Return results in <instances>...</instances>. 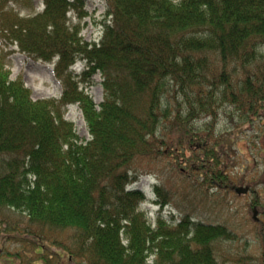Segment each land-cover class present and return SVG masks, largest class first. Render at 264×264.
I'll list each match as a JSON object with an SVG mask.
<instances>
[{
  "label": "trees",
  "instance_id": "16d2710c",
  "mask_svg": "<svg viewBox=\"0 0 264 264\" xmlns=\"http://www.w3.org/2000/svg\"><path fill=\"white\" fill-rule=\"evenodd\" d=\"M40 1L42 10L21 15V0H0V258L54 264L67 251L66 264H146L151 254L152 264H200L204 237L227 238L228 230L187 215L172 226L157 214L152 227L139 207L143 194L125 185L139 174L134 164L159 159L205 169L199 186L213 176L224 181L220 140L205 137L224 102L238 112L236 127L264 108V0H105L97 43L84 41L71 20L86 14V0ZM15 52L45 63L57 57L58 98L32 100L20 78H9ZM79 59L86 69L78 77L68 65ZM96 73L98 106L81 87ZM73 104L89 140L65 118ZM187 146L190 156L181 150ZM13 212L26 219L30 253L3 252L19 233ZM54 231L74 232L73 247L49 237Z\"/></svg>",
  "mask_w": 264,
  "mask_h": 264
},
{
  "label": "rangeland",
  "instance_id": "374dc122",
  "mask_svg": "<svg viewBox=\"0 0 264 264\" xmlns=\"http://www.w3.org/2000/svg\"><path fill=\"white\" fill-rule=\"evenodd\" d=\"M12 5L10 3L9 7ZM16 6L21 15H28L43 8L40 0H21L20 4ZM84 11H86L85 15L79 18L73 16L71 20L74 19V21L79 22L80 35L84 41L90 42L93 39L97 41L103 31L102 22L106 12L105 1L86 0ZM9 48L11 49V47ZM9 59V64L6 67L9 69V78L11 80L20 78L25 86L30 89L32 100L47 97L58 98L62 87L54 77L55 59L51 63L34 61L19 52L11 54ZM89 80V82H84L81 87L98 106L103 100L102 78L99 73H96ZM261 110V113L253 117L250 123L236 127L231 121L232 118L236 119L238 115L234 106L224 102L218 107L212 132L205 138L210 142H214V139L220 140L219 142L216 141L217 154L221 155L217 169H222V172L226 174L220 190H217L218 187L214 186L212 182L199 186L206 170H192L189 163L172 167V160L159 159L156 161H139L134 164L133 168L135 167L139 176L132 186L143 190L146 198L139 204V207L146 212L152 227L155 225V218L158 216V205L152 203H158L162 198L152 189L153 185L151 187L150 184L158 181L160 185L164 184L161 189L162 193L168 195L166 197L168 204L162 210L161 218L168 223L171 222L172 226L187 215L194 222L221 225L228 230L229 237L216 239V242H220L221 257L219 264H264V244L262 245L264 242V223L259 222L256 225L251 221V213L245 196L237 195L224 188V183L231 187L232 185L245 186L251 182L254 183L253 188L260 190V192L264 188V186L256 184L264 176V108ZM65 118L73 122L75 131L81 140L90 139L87 124L77 104L69 105ZM221 139H225L224 145L221 144L224 142ZM181 150H183V155L190 156L192 147L187 146ZM257 193L259 192L257 191ZM253 198L255 199L254 196ZM262 199L264 201V194ZM263 204L261 203L260 210L263 209ZM9 215H11V219H9L11 225H17L15 227L19 233L15 232V238L12 237L5 243L3 252L16 253L24 250L30 253L29 237L23 236V232H25L23 228L27 226L26 219L18 212ZM72 233L74 232L64 231L59 234L54 231V233L49 232V237L58 238V242L69 249V247H73V244L70 243ZM50 248L57 247L50 245ZM50 253V250L45 248L42 255L46 257ZM66 253L67 251L60 255L61 257L54 256L51 262L66 264ZM153 260L154 255H149L146 258V264H152ZM6 261L8 259L5 256L0 258V264H18L14 260H9L7 263ZM83 261V258H75L70 264L79 262L84 264ZM19 264L23 263L20 262ZM30 264H34V259L31 260ZM35 264L38 263L35 262Z\"/></svg>",
  "mask_w": 264,
  "mask_h": 264
},
{
  "label": "flooded vegetation",
  "instance_id": "af4514ba",
  "mask_svg": "<svg viewBox=\"0 0 264 264\" xmlns=\"http://www.w3.org/2000/svg\"><path fill=\"white\" fill-rule=\"evenodd\" d=\"M260 182H257L256 184L262 185L264 186V176H262V178H260ZM212 183L214 186L218 187L217 190L221 189L222 186V181L221 179H212ZM254 183L252 184H248L245 185V187L247 188L245 193L239 194L240 196H245L247 199V203L250 209V213H251V221L254 224H258L259 222L264 223V201H263V194H264V188H262L261 192L260 190H257L255 188H253ZM224 188L229 189L228 191H232L234 192V190L236 189V186L232 185L231 187L228 188L227 185H224ZM257 191L259 193H257ZM235 193V192H234ZM253 196L255 197V199L253 198ZM261 203L263 204V209L260 210V205ZM256 210L255 215L253 213V211ZM264 231V228H263ZM205 239L210 238V242L207 244H202L201 246H199L200 248V253L203 255V259L201 260L200 264H219L220 263V242H216V238H212L213 240H211V237H204ZM264 244V242L262 243V245ZM264 254V252H263ZM208 256V261L206 260ZM264 257V255H263Z\"/></svg>",
  "mask_w": 264,
  "mask_h": 264
},
{
  "label": "water",
  "instance_id": "95a60500",
  "mask_svg": "<svg viewBox=\"0 0 264 264\" xmlns=\"http://www.w3.org/2000/svg\"><path fill=\"white\" fill-rule=\"evenodd\" d=\"M246 190H247V188H244V187H237L236 189H235V191L238 193V194H240V193H245L246 192ZM256 210H254L253 211V213H254V215H255V212Z\"/></svg>",
  "mask_w": 264,
  "mask_h": 264
}]
</instances>
